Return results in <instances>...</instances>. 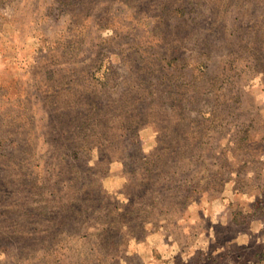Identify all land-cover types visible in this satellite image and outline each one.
<instances>
[{"label":"rangeland","instance_id":"374dc122","mask_svg":"<svg viewBox=\"0 0 264 264\" xmlns=\"http://www.w3.org/2000/svg\"><path fill=\"white\" fill-rule=\"evenodd\" d=\"M0 264H264V0H0Z\"/></svg>","mask_w":264,"mask_h":264}]
</instances>
